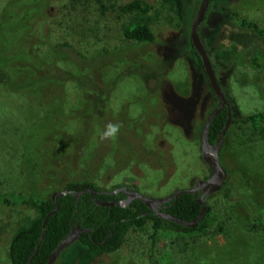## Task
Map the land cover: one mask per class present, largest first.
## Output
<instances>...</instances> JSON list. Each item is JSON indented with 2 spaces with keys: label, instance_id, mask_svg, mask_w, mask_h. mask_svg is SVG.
I'll return each mask as SVG.
<instances>
[{
  "label": "rangeland",
  "instance_id": "rangeland-1",
  "mask_svg": "<svg viewBox=\"0 0 264 264\" xmlns=\"http://www.w3.org/2000/svg\"><path fill=\"white\" fill-rule=\"evenodd\" d=\"M129 1L0 0L1 46L15 55L13 66L19 63L29 78L19 82L23 75L13 67L10 71L17 75L15 81L8 84L0 79V191L46 197L69 179L85 178L103 190L128 185L146 196L165 197L175 189L191 187L197 178L209 173L201 158V128L218 98L204 67L194 60L189 35L201 0H186L190 19L185 23L166 0H143L152 7L148 16L157 42L140 48L153 63L168 62L166 85L160 89L156 80L144 83L139 74L122 75L110 93L106 116L108 123H119L121 129L117 139L105 146L111 153L96 170H88L83 161L81 168H64L61 173L51 160L53 150L70 149L66 135L77 121L68 110L78 105L79 89L72 80L61 90L39 79L35 69L27 66L28 62L38 64L27 48L31 46L41 58L48 57L47 43L68 41L85 56L124 44L127 41L120 37L119 29L136 16L120 10ZM216 5H228L264 25V0H211L201 22L205 26L215 27L223 21ZM202 32L210 39L205 28ZM116 73L113 69L108 72L112 78ZM223 83L235 100L236 114L264 111V64L256 69L237 65ZM55 105L61 106L53 114L55 125L52 127V120L46 126L43 109L52 110ZM125 114L129 118L122 125ZM127 126L133 134L126 131ZM228 128L219 160L232 192L228 198L222 190L207 196L220 219L203 233H183L166 224L170 232L160 231L156 239L161 264H264V124L262 132L238 123H230ZM102 132L95 128L87 153L97 147ZM140 137L141 149L149 160H132L111 174L115 154ZM162 151L170 154L174 166L169 175L164 172L169 165ZM31 217L27 208L0 204V264H11L9 241ZM152 225L149 221L143 229L131 226L124 243L108 253H92L78 240L73 241L61 250L54 264H148Z\"/></svg>",
  "mask_w": 264,
  "mask_h": 264
},
{
  "label": "trees",
  "instance_id": "trees-1",
  "mask_svg": "<svg viewBox=\"0 0 264 264\" xmlns=\"http://www.w3.org/2000/svg\"><path fill=\"white\" fill-rule=\"evenodd\" d=\"M166 1L171 4L169 6L174 9L181 23H185L190 19L186 0ZM151 8V5L143 0H130L122 4L120 10L124 13H136L135 19L123 24L119 29L120 37L123 40L126 39L127 42L124 44L119 43V46L110 49L97 51L89 56L83 55L68 41L47 43L48 57L41 56V58L36 50L28 46L27 49L33 52L32 54L38 64L35 66L33 62H28L27 66L31 65L35 69L39 79L46 80L47 83H54L61 90L64 89L68 80H72L75 81L77 89H79L78 105L68 110L70 116H75V121H77L73 125L74 129L73 126L70 127L72 130L67 132L66 135L70 139V149H55L51 152L53 155L51 160L59 168V172L62 173L64 168L79 169L83 161L88 170L94 171L106 162L107 156L111 153L110 149L105 147L109 140L101 142L99 137L97 147L88 153L87 146L95 128H101L103 131L104 126L108 124L106 121L108 99L110 93L121 80L122 75L126 73L139 74L144 83H149L151 79L156 80V88L166 85L167 77L164 72L168 62L153 63L148 58L146 51L140 48L146 44L157 42L154 29L149 22L150 17L148 14ZM215 9L222 14L223 21L215 27L205 26L201 23L198 26V33L230 104V123L246 125L253 132H262L264 111L236 114L235 100L227 91L228 88L224 85L223 79H229L237 65H247L253 69L263 66L264 25L246 17L228 5H216ZM204 28L207 30L210 39L203 34L202 30ZM190 47L194 52L195 62L202 66L200 56L193 47L191 40ZM14 56L6 53L5 48L1 46L0 38V69L7 72H1L0 79L6 80L8 84L12 83L13 80L15 81L14 78L17 76L12 75L10 70L13 67L19 68V63L13 66L11 62L14 61ZM34 57H31V59L33 60ZM111 68L118 73L113 78L108 74L112 70ZM18 71L22 73L21 76L23 75L19 78V82L29 80V78H25V73L21 71V67ZM55 107L48 111L46 108L43 109L44 113H42L46 118V126H50L49 122L52 120V127L55 125L53 114L57 110H61V106L55 105ZM227 115L228 110L223 107L213 116L207 133L210 143L215 144L217 142ZM123 116L122 125L129 118L126 114ZM142 128L145 131L147 127L142 124ZM228 129L225 131V135ZM126 131L133 134V130L128 126ZM132 142L140 145H130ZM141 142V137L131 140L123 147L122 151L115 154L114 161L109 167L111 174L123 169L132 160L137 162L149 160L141 149ZM162 154H165V152L162 151ZM164 156H166L169 165L164 168V172L169 175L174 166L171 164L170 154ZM63 177L66 178L67 174H64ZM64 187L74 188L76 191L88 187L103 190L96 187L93 181L85 178L80 180L69 179ZM221 190L225 198H228L232 192L231 188L226 185V181ZM122 197L121 194L117 196L104 193L95 194V198L101 200H119ZM205 201L207 202V197ZM57 202L59 208L56 213L49 217L44 236L40 240L30 264H46L50 252L55 248L57 242L69 232L72 224L74 226L79 224L83 228L90 229V232L83 231L78 241L89 251L97 254L116 250L124 243L126 233L131 226L143 229L149 221H152L153 225L152 233L149 236L150 245L147 250L148 264H161L157 254L156 239L160 231L170 232L165 227L166 224L178 228L183 233H192L195 230L203 233L220 219L219 213L211 207L209 202H207L208 211L205 216L199 221L198 225L192 228L158 217L138 198L131 200L124 207L118 205L101 206L94 202L90 193L86 192L79 195L77 199L71 193L60 195L57 197ZM0 204L7 208H27L33 215L26 225L19 226L16 229L8 247L11 264H27L41 234L45 216L54 208L53 201L50 196L43 197L22 192L0 191ZM165 204L167 205L166 211L189 221L193 220L202 208L201 203L196 200V195L191 193L180 194L176 201L171 200Z\"/></svg>",
  "mask_w": 264,
  "mask_h": 264
},
{
  "label": "water",
  "instance_id": "water-1",
  "mask_svg": "<svg viewBox=\"0 0 264 264\" xmlns=\"http://www.w3.org/2000/svg\"><path fill=\"white\" fill-rule=\"evenodd\" d=\"M211 0H201L199 7L196 11V14L193 18V20L190 23V40L195 48L196 52L199 54L202 66L205 69V72L208 76L210 85H211V90L212 92L216 95L218 98V104L213 107L207 114L201 128V134H202V140H201V158L207 163L209 167V173L205 177L197 178L193 185L191 187H186V188H178L175 189L172 193L165 197H153V196H146L144 195L141 191L132 188V187H126V185L116 187L112 190H96L94 188H84L81 190H74V188H58L54 190L51 194L50 197L53 201L54 208L48 212V214L45 216L44 219V224H42V231L41 234L39 235V238L36 241V245L33 248L31 255L28 259V263L30 264V261L35 254L39 244L40 240L44 236L46 224L48 223V219L50 216H52L54 213L57 212L58 210V202H57V197L66 193H71L74 194L76 199L78 198L79 195L84 194L86 192L90 193L92 196L94 202L98 205L101 206H122L124 207L127 205L131 200L138 198L141 199L144 205H146L150 210H152L158 217L180 224L185 227H194L198 225L199 221L205 216L206 212L208 211V205L206 200V197L209 194H212L214 192H217L222 189V187L225 184V181L227 179V171L221 164L219 157H220V148L223 144L224 141V133L228 129L230 122H231V110H230V104L227 100V97L222 90V86L220 85L218 78L216 76L215 70L212 67L211 60L209 58V55L207 53V50L200 38V35L198 33V26L201 24V22L204 20L206 16V12L209 8ZM223 107H226L228 110V115L227 119L225 121V124L223 128L221 129L219 133V138L215 144L210 143L209 137H208V128L210 125V122L213 118L214 115H216ZM197 191H200V194L196 196V200L201 203L202 208L199 214L193 218V220H185L182 219L176 215L171 214L170 212L165 210V203L174 200L178 198L180 194L183 193H191L195 195ZM122 192L126 196L124 199H109V200H101L95 198L96 193H104V194H116ZM87 231L90 232V229L88 228H83L79 224L74 226L72 224L71 229L69 232L63 236L58 242L55 248L50 252L46 264H54L56 258L58 257V254L61 252V250L69 245L71 242H75L79 239V236L81 232Z\"/></svg>",
  "mask_w": 264,
  "mask_h": 264
},
{
  "label": "clouds",
  "instance_id": "clouds-1",
  "mask_svg": "<svg viewBox=\"0 0 264 264\" xmlns=\"http://www.w3.org/2000/svg\"><path fill=\"white\" fill-rule=\"evenodd\" d=\"M121 125L119 123L109 122L104 126V130L100 135L101 140L115 141L119 135Z\"/></svg>",
  "mask_w": 264,
  "mask_h": 264
},
{
  "label": "flooded vegetation",
  "instance_id": "flooded-vegetation-1",
  "mask_svg": "<svg viewBox=\"0 0 264 264\" xmlns=\"http://www.w3.org/2000/svg\"><path fill=\"white\" fill-rule=\"evenodd\" d=\"M205 177V176H204ZM193 185V184H192ZM126 187H131V186H128V185H126ZM133 188V187H132ZM122 195L123 197H122V199H124V197L126 196L125 194H123L122 192H119V193H116V194H113V195H115V196H117V195ZM198 194H200V191H197L196 193H195V195L197 196ZM108 195V194H107ZM111 195V194H110ZM165 210H166V208H167V205L165 204ZM82 233V232H81Z\"/></svg>",
  "mask_w": 264,
  "mask_h": 264
}]
</instances>
